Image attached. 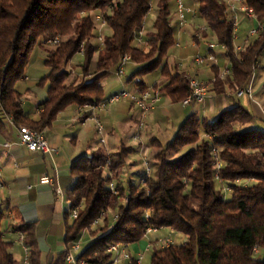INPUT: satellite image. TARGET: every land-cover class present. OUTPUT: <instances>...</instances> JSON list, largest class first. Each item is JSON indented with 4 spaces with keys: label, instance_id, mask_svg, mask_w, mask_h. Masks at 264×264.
<instances>
[{
    "label": "trees",
    "instance_id": "obj_1",
    "mask_svg": "<svg viewBox=\"0 0 264 264\" xmlns=\"http://www.w3.org/2000/svg\"><path fill=\"white\" fill-rule=\"evenodd\" d=\"M173 1L158 0L153 30L144 37L146 45L139 46L136 39L152 10L150 0H0V132L6 129V118L13 117L17 127L45 133L67 108L101 103L102 81L119 70L124 56L142 66L137 73L140 76L160 73L165 82L154 87L173 103H183L192 92L189 78L173 73L168 61L175 46ZM193 1L198 18L228 50L231 60L230 78L222 81L220 73L216 74L217 91L223 94L226 84L235 90L245 87L264 51V34L236 55L229 0ZM243 1L264 24V0ZM99 16L110 31L107 36L102 34L103 43L98 42ZM198 33L208 38L207 32L200 29ZM57 37L62 39L60 44L47 51L49 75L38 84L48 86V95L37 107L40 120L34 122L25 112L24 94L18 85L27 80L34 48ZM79 54L84 57L83 82L69 84L67 68ZM140 86L146 88L142 82ZM253 121L242 105L223 111L212 122L197 115L188 117L173 140L160 147L154 173L146 181L144 175L139 183L121 182L122 170L135 153L133 148L123 146L111 154L109 168L104 148L79 157L63 186L68 205L64 216L66 249L47 264H67L70 250L86 235L92 241L85 246L90 249L81 261L108 264L112 247L138 244L148 229L166 228L183 235L185 242L157 249L151 264H264V256L256 254V250L264 254V130L243 129ZM217 159L222 163L219 171ZM244 181L253 184H242ZM111 183L116 185V195L110 190ZM223 187L230 191L225 193ZM77 209L78 218L72 220ZM103 212L106 226L94 228ZM110 212L118 215L113 226L109 225ZM4 220L0 210V264H21L7 239ZM45 230L44 223L21 222L12 227L13 232L24 235L29 264H45L39 248Z\"/></svg>",
    "mask_w": 264,
    "mask_h": 264
},
{
    "label": "crops",
    "instance_id": "obj_2",
    "mask_svg": "<svg viewBox=\"0 0 264 264\" xmlns=\"http://www.w3.org/2000/svg\"><path fill=\"white\" fill-rule=\"evenodd\" d=\"M184 3L187 7H190L186 4V0H184ZM245 23L248 25L247 29L243 28ZM254 25L255 24L252 22L243 21L237 31V39L234 41V46L240 48L241 52L244 51L249 44L257 40V38H250L248 35L249 30ZM176 26L178 29L177 32L180 36L187 32V25L185 28L181 29L178 18ZM197 35L196 38L199 39ZM145 50L148 51L149 48H146ZM217 56V64L205 65L209 69L207 77L211 80L208 83L210 86L209 94L203 104L194 103L189 106H184L182 103L175 104L169 97L164 96L162 103L150 112L153 118H165L170 121L173 127L175 126V136L179 127L192 115H197L201 119L212 122L216 120L223 111L230 110L238 105L244 106L252 114L254 118L252 123L255 126L254 128L260 130L263 129L264 81H262V79L264 78V51L261 54L259 68L253 82L252 97H237L236 93L240 89H232L229 87V84H226L223 94H220L217 91L216 84H212L211 82L217 78V72L221 74L228 64L227 63L224 67H221L219 61V56H224L226 58L225 53ZM170 67L171 69H174L175 72L185 74L189 79H196L190 71L180 69L179 64H177L175 60ZM130 68V76L128 77L127 83L135 86L137 83L140 84L142 82L146 85V88L152 87L149 82H144L141 78L142 76L137 74L142 69L141 65L131 63ZM108 77L102 81L101 85L103 89H105ZM164 82L165 79L160 76V78L157 79L156 84L161 85ZM29 99L28 94L24 95L23 105L25 112L31 120L38 122L40 120L39 110L37 108L39 103L34 104L35 109L28 108V103L24 104V101L27 102ZM130 111L129 120L127 119L124 121L125 123H121L123 135H119L115 128L110 127L112 121L117 119L115 114L104 115L101 117V120L106 125L107 135L110 138L109 141H107V146L103 148L107 150L106 152H108V154L119 152L123 146L133 148L135 149L134 154H139L140 158L142 157L141 160L144 165V156L149 153H156V147L163 146V144L160 139L153 136L149 131L143 133L142 141L139 144L128 143L132 138L133 130L136 125L135 123H138L141 117L140 112H138L136 107L131 104ZM89 116V114H85V112L82 111L81 107L77 106L69 107L58 116L57 125L52 129L46 130L44 133L50 144L58 149V152L52 156L29 153L26 148L19 145V134L17 130L5 129L0 132V164L3 170L2 177L0 178V210L5 214L3 228L7 232V239L13 243L15 259L21 264H29L27 249L24 241L21 240L20 233L12 231V227L21 222L37 223L39 225L44 223L46 225L45 233L42 234L39 239V248L45 256V264H47L55 255L66 249L64 244V235L66 232L64 227V216L68 205L63 187L65 183L64 180L70 176V168L74 161L81 156H91L97 151L92 144L89 145L87 149L80 148V144L77 143V140L81 138L79 135L74 136L73 139H69L68 137L74 135V129L72 128L77 124L85 126ZM106 122H108V124ZM64 127H67V129H70L71 131H69V136L67 135L65 141H61V133L59 130H62ZM67 142H70L71 145L66 146ZM93 142H95L96 145L98 143L96 140ZM170 142L167 143L169 144ZM6 144H12V147L10 149H5L4 145ZM168 144H166V146ZM130 162L131 161L128 162L130 166L137 165V163ZM127 172L128 171L125 167L121 177V182L124 184V177L126 176L125 174H128ZM144 175L145 172L138 175L136 173L135 178L134 176L130 177L129 174L126 177L129 178L128 182L139 183ZM135 179H138V182H135ZM49 180L59 184L61 190L64 192L63 197L54 193L52 186L46 183V181ZM71 219L74 220L72 217ZM114 223L115 221L113 220L111 224L109 218V225L113 226ZM105 226L104 223L103 226L99 227L104 228ZM172 231V229L168 228L160 229L156 233L146 235V237L138 244L129 245L125 249L122 248L118 252H113L112 260L108 264H133V261L138 263L141 258V264H144L148 254L152 253L153 256L157 249H161L158 245L154 244L153 248L148 250L150 243L164 239L159 238L161 232L166 235L168 234L167 237H169L172 234ZM90 240L92 241V239ZM22 251L25 253V258L23 260L21 255ZM263 256V252L259 251L258 257L263 258Z\"/></svg>",
    "mask_w": 264,
    "mask_h": 264
},
{
    "label": "rangeland",
    "instance_id": "obj_3",
    "mask_svg": "<svg viewBox=\"0 0 264 264\" xmlns=\"http://www.w3.org/2000/svg\"><path fill=\"white\" fill-rule=\"evenodd\" d=\"M150 2L152 5V10L149 13V15L145 21V27H144L145 32H146L145 34L152 32L153 26H154V23H155V20L157 17L158 0H150ZM186 4L193 8V10L195 11V14L188 16L187 32L185 34H183L182 36H180L177 32L178 29L176 28L177 27L176 26L177 25L176 0L173 1V3H172V24H173V27L175 28L176 33H175V46L168 53L169 65L172 66L173 61L175 60V62L177 64H179L180 69H182V70L186 69V70L190 71L194 75L193 77H195L196 80H198L201 83L208 84L209 81L211 80V79H209V77H207V74H209V69L206 66L194 65V59L197 56H202V57L207 56L209 53L208 47L210 44H215L218 47L216 50L217 55L224 54V50H223L222 46L220 44H218L217 40L210 34L209 29H207V27L198 18V6L194 3V1L193 0H186ZM202 28L207 29L208 38L202 37L201 39H197L196 35L198 34V30H200ZM243 28H245V29L248 28L247 23H245ZM105 29L106 28L100 29L99 34H101L102 31H104L102 34H104L105 36L109 35L110 31L105 30ZM57 38H59V37H57ZM55 39L56 38H48L46 41H43V47L42 48L40 46H37L34 48V50L30 54L29 65H28L27 71H26L27 80H25L24 82H22L18 85V88L21 90V92L24 95L28 94V98H30L27 102L24 101V104L28 103L27 104L28 108L35 109V107H34L35 103H41L47 98L48 86L47 85L39 86L38 84L43 78L48 76L49 72H50L49 69L45 66V61L48 57L47 51L55 49L58 46V44H60V42L62 41V39L59 38L60 42L58 44H56V45L54 43L51 44L50 42L55 40ZM98 42L103 43V42H100L99 40H98ZM83 58L84 57L82 54L77 55L73 59L72 63L69 65V67L67 68V71H69L71 74V78L68 82L69 84H71V83L79 84V83L83 82V74L81 72V66L83 64ZM219 61H220L221 67H224L228 63L227 58H225L224 56H222V57L219 56ZM258 68H259V66H258ZM258 68H257V70H258ZM130 69L131 68H130V64H129L125 68V76H123L121 78L115 74L116 71L113 72L112 74H110V76L107 78V81H106V86L104 89V100L103 101L110 99V97L114 96L115 94H119L120 92H122L124 90V88H126L130 91L133 90L134 85H130L129 83H127L128 77L130 76ZM172 71H173V73H175L174 69H172ZM160 76H161L160 73H154V74L142 76L141 78L144 80V82H149L151 84V86L153 87L156 84L157 79L160 78ZM262 81H264V78L262 79ZM136 86L143 88L138 83L135 85V87ZM130 104L131 103L128 100H122L118 103L108 105L106 108H104L102 110H98L95 112V116L100 119V121L102 122V124L105 128L106 141H109L110 138L107 135L106 125L101 120V117L104 115L106 116L109 114L110 115L115 114L117 119L112 121V124H110L111 125L110 127L115 128L117 130L118 134L121 135L122 134V124L121 123H123L127 119L129 120V118H130V116H129V114L131 112L130 111ZM136 110L138 112H140V110L137 107H136ZM140 115H141V112H140ZM57 122H58V120H57ZM57 122L55 125H57ZM143 122L145 125L143 133L145 131L151 132L153 134V136L160 139V141L163 144V146L156 147V149H157L156 153H154V154L149 153L148 154L149 167L151 169L150 175H152L155 171L156 166L158 165V161L156 160V157L161 152L160 147H165L166 144H168L167 142H170L173 140V138L175 137L176 130H175V126L173 127V125L171 124L170 121H168L165 118H163V119L153 118L151 113L146 116V118L143 120ZM106 123L108 124V122H106ZM135 124L137 125V123H135ZM55 125H54V127H55ZM136 125H135V127H136ZM254 127H255L254 124H249V125L245 126L243 129L244 130L256 129ZM72 129H74V133H73L74 135L71 137H68V138L73 139L74 136H77V135L81 136V138H79L77 140V143L80 144L79 146L82 149L83 148L87 149L88 146L91 144L97 150L107 146V143H106V146L99 144L100 138L97 134V124H96L95 120L88 119L85 126H82L81 124H77ZM262 130H264V126H263ZM69 131H71V130L67 129V127H64V128H62V130H59V132L61 133V136H60L61 141H65V138L67 137V135L69 136V134H68ZM119 132H121V133H119ZM143 133H142V135H143ZM123 137H121V138H123ZM95 140L98 142L97 145L95 142H93ZM141 141H142V136H141ZM128 143L134 144V142H132V140H129ZM135 144H139V143H135ZM70 145H71L70 142L66 143V146H70ZM187 150H188V148L181 151L179 153V155L177 156V158L182 156L185 152H187ZM106 151L107 150L105 149V152ZM106 154H107V156L111 157V154H108V152H106ZM141 159H142V157L140 158L139 154H133L128 159L125 167H126V170L128 171L127 173L129 174L130 177L134 176V178H135L136 173L138 175V174H142L143 172L146 171V167L142 164ZM129 161H131L130 163H137V165H135V166L131 165L130 166V164L128 163ZM124 168L122 170V173L124 171ZM128 174H125V175L128 176ZM126 176L124 177V174H123L125 184H127L128 180H129V178H127ZM134 181L138 182V179L137 180L135 179ZM241 183L242 184H247V183L253 184V182H247V181H244ZM227 196H230V193ZM115 215L116 214L113 212H110V214H109L111 224L114 220ZM167 235L165 233L161 232L159 234V238H166ZM170 236H171V239L173 241V245H181V244H184V242H185V237L179 233H174ZM89 241H90L89 237H87V235H86V237H84L82 239V242H81L82 249H85V246L88 244ZM21 255H22V260H23L25 258V253L22 251ZM151 259H152V253L147 255L146 260L144 261L145 262L144 264H151Z\"/></svg>",
    "mask_w": 264,
    "mask_h": 264
},
{
    "label": "built area",
    "instance_id": "obj_4",
    "mask_svg": "<svg viewBox=\"0 0 264 264\" xmlns=\"http://www.w3.org/2000/svg\"><path fill=\"white\" fill-rule=\"evenodd\" d=\"M229 7L231 12L233 13L234 16V26H235V31H234V40L237 39V31L239 30V27L243 21H249L254 23L255 25L249 30V37L250 38H257L260 39L262 38L264 34V24H262L256 15V13L249 8L248 5L245 4L243 0H229ZM195 11L191 7H187L184 3V0H176V15L180 23L181 29L185 28L187 25L188 21V16L193 15ZM97 22L99 23V29H104L106 28V22L102 19L101 16L97 17ZM201 31L207 32V29L202 28ZM145 28H143L137 36L136 42L139 46H144L146 45L144 41L145 37ZM198 38H202V34L198 33ZM100 42H103V36L102 33L99 35ZM60 42L59 38H56L55 40L51 41L50 43H54L55 45ZM250 45V44H249ZM248 45V46H249ZM217 46L215 44H210L208 47V55L205 57L202 56H197L194 59V64L196 66H205L207 64H217L218 63V56L216 53ZM225 56L228 60V64L222 71V73L219 75L220 80L226 81L228 78L231 77L232 75V69H231V60L228 57V50L223 47ZM241 52L240 48H236L234 50V53L237 55ZM132 63V59L130 56H124L121 61H120V67L119 70L115 72V74L118 77H123L125 76V68L127 65ZM257 66V67H256ZM253 69V75L250 79V82L243 88H241L237 93V97L241 98L243 96H253V82L255 79V75L257 72V68L259 66V62ZM217 81V78H215L211 83L215 84ZM189 84L191 87V94L187 97V99L182 103L184 106H189L194 103L197 104H203L209 94L210 86L208 84H204L199 82L196 79H189ZM163 94L160 92V90L156 87H147L145 89L140 88L139 86H134L133 90L130 91L126 88L119 94H115L114 96L110 97V99H107L106 101H102L101 103L97 105H85L84 107H81L82 111L85 112V114H89L90 116L88 119H92L96 121L97 124V134L100 138L99 144L106 146V132L105 128L100 121L99 118L95 116V112L98 110H102L106 108L108 105L118 103L122 100H128L133 106L137 107L140 112H141V117L140 120L138 121L136 127L133 130L132 134V142L134 143H140L141 142V136L144 130V122L143 120L146 118V116L152 112L163 100ZM5 127L6 129L10 130H17L19 134V145L26 148V150L29 153H38L43 156L49 155L52 156L55 153L58 152V149L54 148L47 137L44 135V133H40L34 128L23 126V127H17L14 118L13 117H7L5 122ZM12 147V144H6L4 145L5 149H10ZM214 155L217 156V151H214ZM144 166L146 167L145 171V177L144 181H146L150 177L151 169L149 167V160H148V154L144 156ZM107 168L111 166V159L108 156L107 159ZM222 168V163L217 159L216 163V169L219 171ZM2 166L0 164V178L2 177ZM216 179L217 181H220L219 179V174H216ZM143 181V182H144ZM50 186H52L54 193L57 195H61L62 197L64 196L63 190H61L60 186L58 183L53 182L51 180L46 181ZM223 191L225 193L229 192V188L223 187ZM110 190L111 192L116 195L117 194V189L115 183L110 184ZM79 214V210H74L71 214V217L73 219H77ZM107 215L105 212L102 213L101 217L95 221L94 227H99L102 223H105ZM147 218H149V213H147ZM118 219V215L116 214L114 217V221ZM103 224L101 226H103ZM158 232V229H148L147 235L150 233H156ZM175 232L172 231V234ZM171 234V235H172ZM21 240L24 241V235L20 233ZM154 244L158 245L161 249L169 248L173 245V241L171 239V236L157 240L155 242H151L148 250L153 248ZM129 245H119V246H114L110 249V252H118L122 248H126ZM82 251V246L81 242H77L74 244L72 249L69 252V255L66 259L67 264H87L85 261H76V256ZM124 251V250H123ZM259 251L256 250V254H258ZM28 255V254H27ZM28 257V256H27ZM142 258L138 261L137 264H141Z\"/></svg>",
    "mask_w": 264,
    "mask_h": 264
},
{
    "label": "water",
    "instance_id": "obj_5",
    "mask_svg": "<svg viewBox=\"0 0 264 264\" xmlns=\"http://www.w3.org/2000/svg\"><path fill=\"white\" fill-rule=\"evenodd\" d=\"M90 247H87L85 249H83L77 256H76V261L79 262L83 259V257L87 254V252L89 251Z\"/></svg>",
    "mask_w": 264,
    "mask_h": 264
}]
</instances>
